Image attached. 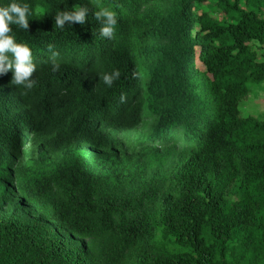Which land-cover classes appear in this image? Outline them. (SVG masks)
<instances>
[{"label":"trees","instance_id":"1","mask_svg":"<svg viewBox=\"0 0 264 264\" xmlns=\"http://www.w3.org/2000/svg\"><path fill=\"white\" fill-rule=\"evenodd\" d=\"M205 1L24 0L28 32L12 27L35 83L0 74V170L30 142L55 159L18 179L33 215L1 211L0 181V264H264V119L238 107L264 81L252 45H264V0H214L224 20L196 14ZM84 3L85 24L55 28L56 11ZM94 4L116 12L111 38ZM147 112V140L180 149L162 176L128 181L90 148L117 146ZM79 240L108 243L91 254Z\"/></svg>","mask_w":264,"mask_h":264},{"label":"rangeland","instance_id":"2","mask_svg":"<svg viewBox=\"0 0 264 264\" xmlns=\"http://www.w3.org/2000/svg\"><path fill=\"white\" fill-rule=\"evenodd\" d=\"M241 7H244V0H239ZM207 11L213 18L224 20V12L217 7L214 0H207L202 4L194 7V12L200 14ZM259 58L264 59V45L259 46L258 43H252ZM251 92L248 98L239 103L238 107L243 116L252 115L262 120L264 119V81L259 84H251ZM156 117L147 112L140 124L135 128L128 138H121L117 146L106 148H90L92 151L99 152L105 156L108 163L117 168L120 175L126 180H138L148 178L152 175H160L166 173L169 164L174 160L172 153L173 148L180 149L179 144L168 148L160 147L156 143L147 140L155 125ZM38 144L30 142L26 146V152L21 154L13 162L0 170V173L6 172L11 179L3 180L7 184V191L1 207L2 212L15 209L17 213L22 212L25 215H33L25 203L22 202V196L18 191V179L25 175L34 174L38 168L54 160V156L49 155L46 158H40L37 155ZM81 241V240H79ZM87 251L91 254L98 253L101 248L106 245L107 241H81ZM168 248L174 251H180L178 247L168 245Z\"/></svg>","mask_w":264,"mask_h":264},{"label":"clouds","instance_id":"3","mask_svg":"<svg viewBox=\"0 0 264 264\" xmlns=\"http://www.w3.org/2000/svg\"><path fill=\"white\" fill-rule=\"evenodd\" d=\"M92 17L99 24V35L103 38H111L117 24V14L109 7L99 4L91 5ZM89 4L84 3L71 8H63L54 14L56 29H64L72 26L73 23L85 24L88 20ZM33 18L32 11L24 0H7V3H0V74L11 70L10 83L15 86H22L31 89L35 79L32 75L36 72V64L30 46L18 40L13 27L27 31L29 20ZM28 32V31H27ZM52 69L55 71L59 65L56 62L57 53L52 51V45H48ZM120 72L113 69L110 73L103 74V83L111 87L115 79L119 78ZM124 97L121 96V101Z\"/></svg>","mask_w":264,"mask_h":264}]
</instances>
